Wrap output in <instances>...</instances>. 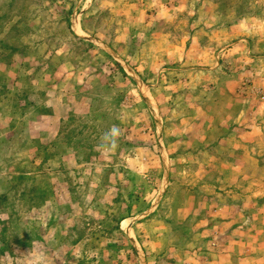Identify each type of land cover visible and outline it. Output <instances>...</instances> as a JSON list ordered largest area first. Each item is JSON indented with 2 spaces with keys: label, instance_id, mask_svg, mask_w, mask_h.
I'll use <instances>...</instances> for the list:
<instances>
[{
  "label": "rangeland",
  "instance_id": "1",
  "mask_svg": "<svg viewBox=\"0 0 264 264\" xmlns=\"http://www.w3.org/2000/svg\"><path fill=\"white\" fill-rule=\"evenodd\" d=\"M0 264H264V0H0Z\"/></svg>",
  "mask_w": 264,
  "mask_h": 264
},
{
  "label": "clouds",
  "instance_id": "2",
  "mask_svg": "<svg viewBox=\"0 0 264 264\" xmlns=\"http://www.w3.org/2000/svg\"><path fill=\"white\" fill-rule=\"evenodd\" d=\"M118 135V129H116L115 127H113L111 130H110V133L109 134H106L105 136V139H112V142H113V145L115 143V140L114 138Z\"/></svg>",
  "mask_w": 264,
  "mask_h": 264
}]
</instances>
